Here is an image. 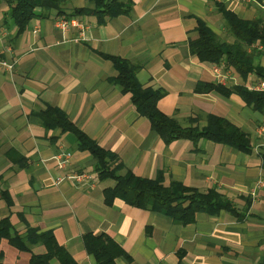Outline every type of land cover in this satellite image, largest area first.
Instances as JSON below:
<instances>
[{
  "label": "crops",
  "instance_id": "crops-1",
  "mask_svg": "<svg viewBox=\"0 0 264 264\" xmlns=\"http://www.w3.org/2000/svg\"><path fill=\"white\" fill-rule=\"evenodd\" d=\"M115 3L121 12L99 22L94 0H64L63 13L37 9L18 31L10 16L12 0H0V61L12 65L11 71L0 65V218L7 217L20 234L25 224L50 232L72 264H96L83 243L87 233H103L119 246L123 255L114 264H264V111H254L233 90H264V79L248 74L243 80L221 62V82L214 65L188 47L197 36V19L219 39L233 42L216 3L241 19L264 23V0ZM73 9L81 10L72 16L79 26L61 31L55 20ZM103 55L138 65L137 80L162 93L158 110L179 126L202 130L208 116L219 117L247 134L250 151L205 139L195 146L182 138L163 141L137 113L130 94L109 81L116 71ZM258 62L264 68V54ZM208 84L228 91L204 89ZM48 106L115 154L121 173L146 179L161 173L164 185L176 181L200 192L213 189L238 211L248 200L244 217L197 212L191 223L180 225L119 198L106 205L102 190L112 180L98 178L96 159L77 149L71 132L42 125L37 114ZM82 172L87 178L81 183L66 178ZM43 252L38 243L20 250L0 239V264H28L31 255ZM50 264L62 263L52 258Z\"/></svg>",
  "mask_w": 264,
  "mask_h": 264
},
{
  "label": "trees",
  "instance_id": "trees-1",
  "mask_svg": "<svg viewBox=\"0 0 264 264\" xmlns=\"http://www.w3.org/2000/svg\"><path fill=\"white\" fill-rule=\"evenodd\" d=\"M63 1L12 0L10 16L18 31H21L28 21L37 15V9L42 12L57 10L58 14L63 13L60 9ZM94 2L93 14L99 22L103 15L114 16L121 12L120 5L116 4L115 0H94ZM80 11L73 9L65 18H71L74 13ZM216 11L223 19L226 33L233 37V42L227 43L219 39L202 20L197 19L195 26L197 36L188 42L190 53L199 60L212 64L224 62L243 80L248 74H256L264 79V68L258 62L259 55L264 54L263 19H241L221 3H216ZM257 46L260 49H257ZM103 57L110 60L116 71L109 81L117 85L122 92L130 94V101L137 113L149 121L151 130L163 141L182 138L191 141L195 146L200 140L205 139L226 144L243 153L250 151L247 134L219 117L208 116L207 124L202 130H198L195 126H179L174 119L158 110L156 103L162 93L143 87L137 80L138 65L116 56L103 55ZM199 88L197 86V89ZM204 89H217L225 94L228 91L219 84H208ZM233 90L254 111H264V90H249L242 86ZM37 115L46 129L58 128L62 132H71L76 138L77 149L88 151L96 159L94 170L98 178L113 182L112 186L102 190L103 201L108 206L112 204L114 198H119L132 207L162 212L180 225L191 223L197 212L216 214L223 210L238 220L244 217L249 205L248 200L244 209L238 211L229 199L213 189L200 192L196 188L184 186L176 181L164 185L161 173L153 179L139 178L128 170L121 173L123 165L116 155L104 150L77 129L62 110L48 106ZM192 121L190 119V122ZM25 226V232L20 234L13 230L7 217L0 218V239H7L11 245L20 250H28L32 244L43 245L45 252L31 255L28 264H50L52 258L58 259L62 264H72L66 251L56 244L50 232L38 231L36 228L28 227L27 224ZM83 243L87 252L93 254L96 264H114V259L123 255L119 246L103 233L97 235L87 233L83 236Z\"/></svg>",
  "mask_w": 264,
  "mask_h": 264
},
{
  "label": "built area",
  "instance_id": "built-area-1",
  "mask_svg": "<svg viewBox=\"0 0 264 264\" xmlns=\"http://www.w3.org/2000/svg\"><path fill=\"white\" fill-rule=\"evenodd\" d=\"M55 26L60 29L61 31H66L69 27H74V26H79V24L76 22V20L71 17V18H64V17H60L58 19L55 20ZM257 48L260 49L259 46H257ZM0 65H2L3 67H5L7 70L11 71L12 69V65L7 63L4 60L0 61ZM213 69L212 71L215 74V77L219 80V81H224L225 79V75L221 73V68L218 64H213ZM263 87V85L261 86ZM69 157V154H65L63 156V160H60L58 162L59 166H63L66 162V159ZM67 179L73 180L76 183H81L83 182L86 178H87V174L85 172L79 173V174H72L66 177ZM61 178H58L57 180H60ZM262 182L258 181V184H261Z\"/></svg>",
  "mask_w": 264,
  "mask_h": 264
},
{
  "label": "rangeland",
  "instance_id": "rangeland-1",
  "mask_svg": "<svg viewBox=\"0 0 264 264\" xmlns=\"http://www.w3.org/2000/svg\"><path fill=\"white\" fill-rule=\"evenodd\" d=\"M259 49V48H258Z\"/></svg>",
  "mask_w": 264,
  "mask_h": 264
}]
</instances>
